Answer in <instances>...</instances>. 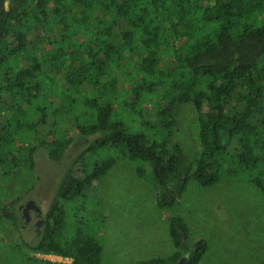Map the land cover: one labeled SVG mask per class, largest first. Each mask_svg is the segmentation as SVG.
<instances>
[{
	"label": "trees",
	"instance_id": "trees-1",
	"mask_svg": "<svg viewBox=\"0 0 264 264\" xmlns=\"http://www.w3.org/2000/svg\"><path fill=\"white\" fill-rule=\"evenodd\" d=\"M117 105L130 125L115 118ZM70 131L92 139L69 163L41 238L14 249L19 258L100 263L97 240L65 228L64 205L114 166L85 161L108 147L149 165L160 208L191 182L217 184L231 159L264 197V0H0V223L19 227L20 197L7 190L29 178L40 151L59 162ZM186 233L171 219L173 254L141 264H176L181 253L199 264L208 245L189 248Z\"/></svg>",
	"mask_w": 264,
	"mask_h": 264
},
{
	"label": "rangeland",
	"instance_id": "rangeland-1",
	"mask_svg": "<svg viewBox=\"0 0 264 264\" xmlns=\"http://www.w3.org/2000/svg\"><path fill=\"white\" fill-rule=\"evenodd\" d=\"M123 111L117 105L115 118H126L130 125L131 116ZM71 135L76 139L59 162L51 161L40 151L29 178L17 190L10 187L7 190L9 199L20 197L15 206L19 216L18 206L28 200H34L43 214L47 211L69 163L92 139L74 132ZM121 155L120 150L108 147L87 156L85 161L91 166L110 157L116 162L99 182L84 190V197L77 203L64 205L65 228L70 232L79 224L97 240L99 264H141L171 256L174 247L169 224L175 217H180L187 227L186 246L191 248L199 240L207 243L208 250L199 264H264V197L249 183V172L237 168L235 159L228 160L219 170L217 184L202 188L191 182L176 204L164 209L157 206L159 190L149 165ZM138 169L141 176L136 173ZM230 169L238 174L229 176ZM32 217L27 225L20 220L18 228L7 221L0 223V264H25L21 258L31 257L20 251L19 258L14 249L21 250V240L34 241L35 217ZM35 257L49 261L42 254ZM50 259L53 262H49L57 264L72 262Z\"/></svg>",
	"mask_w": 264,
	"mask_h": 264
},
{
	"label": "flooded vegetation",
	"instance_id": "flooded-vegetation-1",
	"mask_svg": "<svg viewBox=\"0 0 264 264\" xmlns=\"http://www.w3.org/2000/svg\"><path fill=\"white\" fill-rule=\"evenodd\" d=\"M28 201H30V200H28ZM28 201H26V202H24V203H22V204H20L19 206H18V211L20 212V216H21V219L23 220V223H24V225H27V224H25V222H24V219H23V217H22V212H23V209H24V206H25V204L28 202ZM32 201H34V200H32ZM35 202V201H34ZM35 204H36V202H35ZM37 205V204H36ZM41 211V210H40ZM32 215H34V217H35V222H34V239H40L41 238V236H42V228H43V226H44V219H43V213H42V211L41 212H35L34 210H31L30 212H29V216H30V222H31V218H33L32 217ZM38 222H40V227H39V232H37V230H36V224L38 223ZM29 224V223H28ZM24 227V226H23ZM33 239V240H34ZM35 241V240H34ZM37 255H40V252H37V253H30V256L31 257H35V256H37ZM65 259H71V258H65Z\"/></svg>",
	"mask_w": 264,
	"mask_h": 264
},
{
	"label": "water",
	"instance_id": "water-1",
	"mask_svg": "<svg viewBox=\"0 0 264 264\" xmlns=\"http://www.w3.org/2000/svg\"><path fill=\"white\" fill-rule=\"evenodd\" d=\"M31 210H34L35 212H41L40 208L35 204L34 201L30 200L28 201L23 209L22 217L24 219L25 224H28L30 222V216L29 212ZM40 222L36 224V230L39 232ZM188 263V254L187 253H181L178 261L176 264H187Z\"/></svg>",
	"mask_w": 264,
	"mask_h": 264
},
{
	"label": "built area",
	"instance_id": "built-area-1",
	"mask_svg": "<svg viewBox=\"0 0 264 264\" xmlns=\"http://www.w3.org/2000/svg\"><path fill=\"white\" fill-rule=\"evenodd\" d=\"M44 257L45 258H48V260L49 261H52V262H53V260L50 259L51 257H54L55 258L54 262H58V263H60V262H62V263L67 262L66 259H63L62 257L54 256V255H45Z\"/></svg>",
	"mask_w": 264,
	"mask_h": 264
},
{
	"label": "bare ground",
	"instance_id": "bare-ground-1",
	"mask_svg": "<svg viewBox=\"0 0 264 264\" xmlns=\"http://www.w3.org/2000/svg\"><path fill=\"white\" fill-rule=\"evenodd\" d=\"M41 255V254H40ZM40 255H38V256H40ZM43 256V255H42ZM45 256V255H44ZM55 256V255H54ZM58 257H61V256H58ZM63 258V257H62ZM63 259H65V258H63ZM67 260V259H66ZM61 263V262H60Z\"/></svg>",
	"mask_w": 264,
	"mask_h": 264
}]
</instances>
